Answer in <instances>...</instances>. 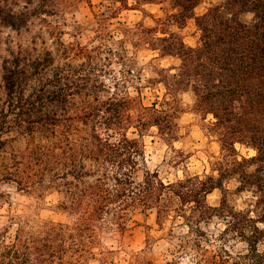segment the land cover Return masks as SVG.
I'll use <instances>...</instances> for the list:
<instances>
[{
    "label": "clouds",
    "instance_id": "obj_1",
    "mask_svg": "<svg viewBox=\"0 0 264 264\" xmlns=\"http://www.w3.org/2000/svg\"><path fill=\"white\" fill-rule=\"evenodd\" d=\"M222 3L0 0V264L264 258L260 150L218 127L209 58L165 51Z\"/></svg>",
    "mask_w": 264,
    "mask_h": 264
},
{
    "label": "trees",
    "instance_id": "obj_2",
    "mask_svg": "<svg viewBox=\"0 0 264 264\" xmlns=\"http://www.w3.org/2000/svg\"><path fill=\"white\" fill-rule=\"evenodd\" d=\"M176 2L184 7V12L176 17L177 22L182 24L183 17L199 0ZM229 12L232 13L230 20L226 18ZM247 12L256 14L253 18L255 22L246 21ZM200 23L212 25L210 30L205 31L203 49L193 54L191 50L185 52L183 46L177 48L175 44H169L165 51L178 52L186 57L189 64H195L201 56L209 58L213 71L207 79L218 76L220 84L213 86L215 91L205 99L210 100L212 110L219 117L218 127L229 128V137L237 132L251 136L260 155L245 164L264 162V0H226L219 8L210 10L208 17ZM199 67L204 69L203 65ZM15 82L10 78L9 87ZM242 96L246 98L245 115L236 117L231 111L232 101ZM233 120L235 124L231 123ZM225 143L228 144V139ZM261 172H264V163L247 178L248 182L259 184ZM256 264H264V258H257Z\"/></svg>",
    "mask_w": 264,
    "mask_h": 264
},
{
    "label": "rangeland",
    "instance_id": "obj_3",
    "mask_svg": "<svg viewBox=\"0 0 264 264\" xmlns=\"http://www.w3.org/2000/svg\"><path fill=\"white\" fill-rule=\"evenodd\" d=\"M0 11H2V10H0ZM171 52V51H170ZM209 107H211L210 105H209ZM212 108V107H211Z\"/></svg>",
    "mask_w": 264,
    "mask_h": 264
}]
</instances>
